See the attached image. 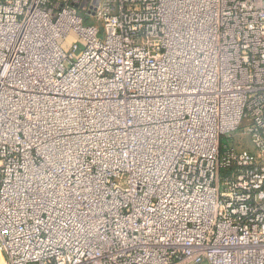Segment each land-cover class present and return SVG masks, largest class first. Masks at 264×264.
<instances>
[{"label":"built area","instance_id":"2783aa9c","mask_svg":"<svg viewBox=\"0 0 264 264\" xmlns=\"http://www.w3.org/2000/svg\"><path fill=\"white\" fill-rule=\"evenodd\" d=\"M0 78V264H264V0H0Z\"/></svg>","mask_w":264,"mask_h":264},{"label":"bare ground","instance_id":"6f19581e","mask_svg":"<svg viewBox=\"0 0 264 264\" xmlns=\"http://www.w3.org/2000/svg\"><path fill=\"white\" fill-rule=\"evenodd\" d=\"M5 80H6V78H3V80L0 78V83H1V81H3V82H4Z\"/></svg>","mask_w":264,"mask_h":264},{"label":"rangeland","instance_id":"374dc122","mask_svg":"<svg viewBox=\"0 0 264 264\" xmlns=\"http://www.w3.org/2000/svg\"><path fill=\"white\" fill-rule=\"evenodd\" d=\"M81 14H83V15H84V13H83V12H81Z\"/></svg>","mask_w":264,"mask_h":264}]
</instances>
